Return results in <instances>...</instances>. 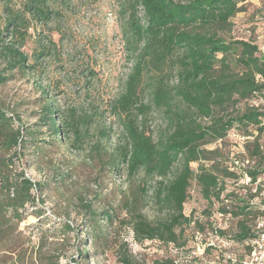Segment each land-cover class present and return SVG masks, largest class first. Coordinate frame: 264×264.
Returning <instances> with one entry per match:
<instances>
[{
  "label": "rangeland",
  "instance_id": "374dc122",
  "mask_svg": "<svg viewBox=\"0 0 264 264\" xmlns=\"http://www.w3.org/2000/svg\"><path fill=\"white\" fill-rule=\"evenodd\" d=\"M26 1L0 0L1 31L6 32L8 11L20 13ZM125 1L46 0L53 12L50 19L29 18V33L22 50L34 68L27 71L8 67L1 53L7 35L0 38V71L9 76L7 82L0 83V104L20 120L25 138L31 131L43 139L29 141L8 170L12 178L24 172L40 186L31 189L32 199L19 210V222L16 218L8 221L12 211L6 219L0 217V223L10 226L12 235L0 237V264H120L118 250L123 241L142 264L203 251L201 256L211 260L228 254L244 259L248 254L246 245L235 237L236 222L241 217L231 220L219 216L221 202L211 204L204 199L195 179L184 212L204 229L192 221L184 225L182 239L186 245L182 253L175 252L174 244L159 239L140 241L134 235L130 223L133 215L124 202L142 181L143 173L129 177L124 167L114 169L111 160L124 142L121 122L112 105L123 91L133 64L124 36ZM241 5L243 10L232 18L231 27L221 33L252 40L264 53V0H244ZM139 14H143L142 7ZM41 47L46 49L42 55ZM47 98L58 108L59 120L72 124L65 141L52 143V134L43 125ZM144 101H149L148 95ZM148 125L157 138L166 125L161 110L153 108ZM76 127L80 129L83 148L69 145L74 141ZM260 139L264 144V134ZM205 146L219 148L220 160L224 154L237 152L236 144H230L229 139ZM192 166L196 170L198 163ZM152 184L155 186L154 180ZM152 194L153 189L139 208L149 220L157 221L165 218L168 211ZM0 199H6L4 193ZM93 211L98 213L94 219ZM106 211L114 214L112 222L102 219ZM212 222L224 228L217 234ZM206 240L213 242L211 248L206 246Z\"/></svg>",
  "mask_w": 264,
  "mask_h": 264
},
{
  "label": "trees",
  "instance_id": "16d2710c",
  "mask_svg": "<svg viewBox=\"0 0 264 264\" xmlns=\"http://www.w3.org/2000/svg\"><path fill=\"white\" fill-rule=\"evenodd\" d=\"M243 1L126 0L123 5L126 48L133 64L123 91L112 105L121 122L124 142L111 160L114 169L124 167L129 177L143 173L142 181L124 202L133 215L130 223L140 241L159 239L178 247L186 245L183 227L191 224L192 217L185 214L184 205L193 179L209 203L221 202V212L231 214V220L241 217L236 222L237 241L253 237L252 222L258 210L238 199L227 208L226 179L238 177L237 173L228 170L226 154L219 159V148L205 146L227 139L232 132L250 135L256 128L258 135L249 154L259 157V165H264L259 143L264 134V53L252 40L221 33L243 10ZM52 14L46 0H27L20 13L8 11L6 32L0 30V38L7 35L1 53L9 68H34L22 50L29 33V18L48 20ZM39 52L42 55L46 49L41 47ZM8 79L0 71V83ZM145 95L148 102L144 101ZM153 108L161 110L166 120L157 138L148 125ZM43 111V125L50 130L52 143L65 141L72 124L59 120L58 108L48 98ZM74 132V141L69 145L83 148L79 127ZM27 135L25 138L22 133L20 120L0 104V195L6 196L0 199V217L6 219L12 211L9 222L22 219L19 210L32 199L31 189L40 186L24 172L19 178L8 175L13 158L20 156L29 141H43L31 131ZM194 162L198 163L196 170ZM151 189L152 198L168 211L165 218L157 221L149 220L139 208L147 202ZM92 214L93 219L98 215L95 211ZM113 218L114 214L107 211L102 217L108 222ZM192 223L204 229L200 223ZM10 231L9 225L0 223V237L10 238ZM246 247L250 249L249 244ZM118 259L120 264H142L126 241L120 244ZM152 264L176 263L170 258H156Z\"/></svg>",
  "mask_w": 264,
  "mask_h": 264
},
{
  "label": "built area",
  "instance_id": "2783aa9c",
  "mask_svg": "<svg viewBox=\"0 0 264 264\" xmlns=\"http://www.w3.org/2000/svg\"><path fill=\"white\" fill-rule=\"evenodd\" d=\"M257 135L258 130L252 128L250 135L232 132L227 138L230 144L235 143L237 148L236 153L227 154L228 170L237 173L238 176L226 179L228 187L224 195L227 208H230L234 200L238 199L241 203L247 204L248 208L258 210V215L252 222L253 237L242 242L245 245H250L247 256L241 259L228 254V256H220L217 260H211L209 256H201L204 255L203 251L194 253L193 256H165V258L172 259L176 264H264V165H259V157L249 154V147H254ZM259 143L264 155V144L261 139H259ZM219 216L231 218L229 213L220 212ZM212 225L217 234L219 229L224 228L214 222ZM208 241L206 240V246L211 248L213 242ZM175 249V252L182 253V247L177 246Z\"/></svg>",
  "mask_w": 264,
  "mask_h": 264
}]
</instances>
